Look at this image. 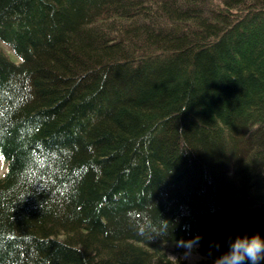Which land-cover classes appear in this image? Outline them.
<instances>
[{
    "label": "trees",
    "instance_id": "16d2710c",
    "mask_svg": "<svg viewBox=\"0 0 264 264\" xmlns=\"http://www.w3.org/2000/svg\"><path fill=\"white\" fill-rule=\"evenodd\" d=\"M0 157V264L264 234V0H0Z\"/></svg>",
    "mask_w": 264,
    "mask_h": 264
},
{
    "label": "clouds",
    "instance_id": "9594fccd",
    "mask_svg": "<svg viewBox=\"0 0 264 264\" xmlns=\"http://www.w3.org/2000/svg\"><path fill=\"white\" fill-rule=\"evenodd\" d=\"M201 239L202 234L197 233L187 239L181 237L176 240L177 246L185 250L183 258L190 264L201 258L198 251ZM212 264H264V234H237L228 247L212 260Z\"/></svg>",
    "mask_w": 264,
    "mask_h": 264
},
{
    "label": "rangeland",
    "instance_id": "374dc122",
    "mask_svg": "<svg viewBox=\"0 0 264 264\" xmlns=\"http://www.w3.org/2000/svg\"><path fill=\"white\" fill-rule=\"evenodd\" d=\"M9 51L12 52V50H10V49H9ZM5 172H6V164L4 163L3 159L0 157V176L4 175ZM184 251H185L184 249L175 250V247L172 246L171 249L168 250V255L172 259H176L177 257L183 258L182 253H184ZM203 258H204V256L201 254V258L193 261L192 264H197L199 261L203 260ZM183 259L187 262V264H190L189 260H187L185 258H183Z\"/></svg>",
    "mask_w": 264,
    "mask_h": 264
}]
</instances>
